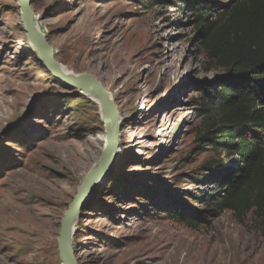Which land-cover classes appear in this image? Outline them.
<instances>
[{"label": "rangeland", "instance_id": "obj_1", "mask_svg": "<svg viewBox=\"0 0 264 264\" xmlns=\"http://www.w3.org/2000/svg\"><path fill=\"white\" fill-rule=\"evenodd\" d=\"M31 1L64 71L99 80L121 117L116 164L75 227L79 264H264L252 215L192 228L167 211L207 208L196 180L218 159L197 140L200 90L224 72L193 11L180 15L182 0ZM20 16L18 0H0V264H62L61 225L106 128L90 93L45 69Z\"/></svg>", "mask_w": 264, "mask_h": 264}, {"label": "trees", "instance_id": "obj_2", "mask_svg": "<svg viewBox=\"0 0 264 264\" xmlns=\"http://www.w3.org/2000/svg\"><path fill=\"white\" fill-rule=\"evenodd\" d=\"M228 1L174 4L180 15L193 11L204 54L224 75L200 90L197 140L218 156L196 180L207 189L194 200L207 208L175 204L167 211L192 228L225 211L241 222L252 215L264 237V0Z\"/></svg>", "mask_w": 264, "mask_h": 264}, {"label": "water", "instance_id": "obj_3", "mask_svg": "<svg viewBox=\"0 0 264 264\" xmlns=\"http://www.w3.org/2000/svg\"><path fill=\"white\" fill-rule=\"evenodd\" d=\"M21 9V22L27 40L37 54L39 61L52 76L65 84L69 89L79 92L92 93L100 102L102 121L106 128V146L101 160L80 187L69 210L63 219L59 234V251L62 264H79L73 248L75 227L79 222L89 198L112 172L119 154L121 132L120 112L112 100L110 93L102 83L89 74H74L64 71L62 65L56 60L54 51L48 37L35 25L34 11L31 0H18Z\"/></svg>", "mask_w": 264, "mask_h": 264}, {"label": "bare ground", "instance_id": "obj_4", "mask_svg": "<svg viewBox=\"0 0 264 264\" xmlns=\"http://www.w3.org/2000/svg\"><path fill=\"white\" fill-rule=\"evenodd\" d=\"M35 22V21H34ZM35 25H36V23H35ZM37 26V25H36ZM38 27V26H37ZM90 95L91 96H93L97 101H98V103L100 104V102H99V100L92 94V93H90Z\"/></svg>", "mask_w": 264, "mask_h": 264}]
</instances>
